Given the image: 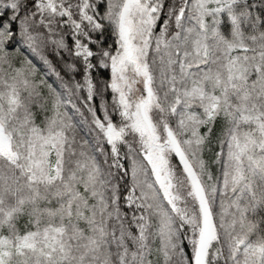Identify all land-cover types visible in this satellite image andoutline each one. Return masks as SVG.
Listing matches in <instances>:
<instances>
[{
  "label": "snow or ice",
  "instance_id": "1",
  "mask_svg": "<svg viewBox=\"0 0 264 264\" xmlns=\"http://www.w3.org/2000/svg\"><path fill=\"white\" fill-rule=\"evenodd\" d=\"M0 264H264V0H0Z\"/></svg>",
  "mask_w": 264,
  "mask_h": 264
},
{
  "label": "trees",
  "instance_id": "2",
  "mask_svg": "<svg viewBox=\"0 0 264 264\" xmlns=\"http://www.w3.org/2000/svg\"><path fill=\"white\" fill-rule=\"evenodd\" d=\"M100 75H102L105 79L107 78L108 76V73L107 72H102ZM80 77L77 76V79H79Z\"/></svg>",
  "mask_w": 264,
  "mask_h": 264
}]
</instances>
